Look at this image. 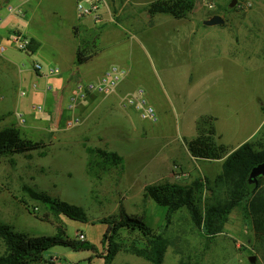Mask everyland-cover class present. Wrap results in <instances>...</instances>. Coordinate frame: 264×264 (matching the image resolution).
Segmentation results:
<instances>
[{"label": "rangeland", "instance_id": "rangeland-1", "mask_svg": "<svg viewBox=\"0 0 264 264\" xmlns=\"http://www.w3.org/2000/svg\"><path fill=\"white\" fill-rule=\"evenodd\" d=\"M20 1L0 0V45L5 50L0 59V130L13 127L22 139L42 147L0 158V225L31 237H55L61 230L68 240L95 247V251H74L56 246L43 254L39 264H105L100 257L105 253L101 242L107 225L101 222L118 215L121 204L128 215L142 216L154 234L168 240L162 264H264V230L255 231L252 218L245 216L241 208L234 209L223 232L208 241L193 227L185 210L168 215L165 208L143 196L146 185L167 182L161 178L167 167L156 166V161L170 151L193 170L186 166L175 169L174 174L185 175L181 180L174 178L177 184L188 185L196 178H210L220 172L219 164L195 161L186 153V143L195 137L201 118L211 120L219 144L229 151L254 138L249 135L257 121L256 110L259 105L264 109V0H234L232 8L229 5L233 0H196L186 19L158 16L162 27L150 28L159 36L153 42L140 38L122 22L119 27L111 24L104 34L99 60L109 64L114 55L122 58L129 52L139 58L131 64L128 78L161 105L157 126L140 120L133 111L119 109L116 97L111 95L102 105L89 107L88 115L82 116L74 128L66 129L62 118L57 139L30 127L38 120L37 124L55 132L44 114L48 109L41 91L51 87L53 93L61 88L57 82L64 78L60 76L61 64L69 61L75 44L72 36L68 37L74 35L66 17L71 6L69 0H33L36 11L28 13L30 23L26 24L5 11L7 3L15 8ZM216 15L224 24L206 27L204 22ZM243 18L256 23L236 25ZM151 24L152 19L145 26ZM15 25L40 43L35 54L17 49L11 34ZM94 26L100 28V24ZM178 27L181 32H175ZM121 28L128 32L123 43L115 40ZM96 35L97 31H80L76 44L90 47ZM6 58L15 63V68L3 62ZM38 63L45 76L53 68H58L60 74L39 79L32 71ZM33 107H41L43 112L32 111ZM15 114L21 115L24 123L16 122ZM257 140L264 147V136ZM88 148L115 152L122 164L98 179L87 167ZM24 186L82 208L86 222L54 215L30 200L22 191ZM261 188L264 190V185ZM209 197V192H204L203 202ZM80 234L85 241H80ZM119 237L125 246L145 244L136 231L122 230ZM3 253L0 241V255ZM131 258L149 264L126 251L117 253L111 264H129Z\"/></svg>", "mask_w": 264, "mask_h": 264}, {"label": "trees", "instance_id": "trees-1", "mask_svg": "<svg viewBox=\"0 0 264 264\" xmlns=\"http://www.w3.org/2000/svg\"><path fill=\"white\" fill-rule=\"evenodd\" d=\"M196 0H156L147 7L150 17L156 15L170 16L174 19H186L193 11ZM77 28H73L76 35ZM97 35L90 47L97 48ZM39 44L29 41L26 53L33 55ZM91 49V50H92ZM88 46L78 45L76 65H80L89 54ZM208 125V126H207ZM207 126V127H206ZM197 136L186 143L189 155L199 161H215L224 159L220 173L211 181L196 178L188 185L162 182L144 188V199L152 201L157 207L165 208L168 215L185 210L193 227L208 241H212L224 230L231 212L241 208L245 216L251 217L254 229L262 233L264 230V177L258 179L257 187L248 183L251 169L264 161V147L255 139L246 142L233 152L219 144L215 129L208 118H201L196 125ZM264 136V129L261 132ZM259 135V136H260ZM42 147L37 142L22 139L13 127L0 130V158L15 154H26ZM89 155L88 170L97 178L109 174L112 169L122 164V158L115 152L100 148L86 149ZM22 191L28 198L38 202L54 215H63L71 220L86 222L82 208L70 203L51 198L45 193L34 191L24 186ZM209 192L210 197L203 202V193ZM107 225L101 244L105 253L101 259L111 264L117 253H127L145 260L150 264H162L167 250L168 240L163 235H156L145 223L142 216L128 215L123 206L119 205L118 215L101 222ZM136 231L145 244L134 242L125 246L120 241V231ZM0 241L4 253L0 255V264H39L43 254L56 246L71 248L74 251L92 250L95 247L84 242L75 243L58 231L55 237H31L14 232L10 227L0 225ZM179 264H187L180 261Z\"/></svg>", "mask_w": 264, "mask_h": 264}, {"label": "crops", "instance_id": "crops-1", "mask_svg": "<svg viewBox=\"0 0 264 264\" xmlns=\"http://www.w3.org/2000/svg\"><path fill=\"white\" fill-rule=\"evenodd\" d=\"M18 1H20V0H18ZM32 1L33 0H21L20 1L21 5L18 4V6L15 7L16 11H18L16 13H9L7 11V8L9 7V6H7L9 4L7 3L5 11L8 12L12 16H16L18 18L23 19L24 21L22 20V22L28 21L29 18L26 17V16H28V13L29 12L34 13V11H36V8L31 3ZM88 1H90V0H69V3H70L69 7L71 6V8H70L71 10L69 11V13H67L66 17L69 20V24H70L69 27H71L72 30H73V28H77V33H76V35H72V34L68 35V37L71 38V36H72L73 42H75V44H73V46H72L71 57H70L69 61H65V62L63 61L62 64L60 63L62 68H63L60 76H62L64 78H63V82H61L60 80H58L57 82L59 84L61 83V85H60L61 88L57 87L53 93L51 91L52 88L50 91H46V90L41 91L43 94V101L46 104L47 109H48L47 112H45L44 114L48 116V118L50 120L51 127L55 130V132H51L47 128L42 127V125L37 124L38 120H37V122L35 121L33 123V125L30 127L32 130H35V131L39 130V131L44 132V134H46V135L52 136L53 139L59 138L56 135V132L60 131L58 129V124L61 121V119L64 118L67 121L71 117V116L70 117L67 116V113H70L68 111V106H69L68 102H69L70 93H71V90L73 88V85H75L77 82H79V81H83V82L98 81L102 77V75L107 70H109L111 67L120 66L118 68H122L126 71V77L119 83L117 90H116V94L114 95L118 101L117 106L119 109H121L119 107V97L120 96L128 95V94H135V92L138 88H143L142 86L135 87L132 83V80H130L128 78V72L130 71L131 64H136V62L139 59V58L133 56L132 52H129L126 56H123L122 58L114 55L112 62H110L109 64L104 63V60H102V61L99 60L98 55H100V53H101V44H102V41L104 38V34L108 32V30H106V29H108L111 26V24H113L115 27H119V26H121V23H119V22H122L125 25H128L129 27H131L135 31L136 35H138L140 38L146 39L148 42H150V41L153 42L154 40H156V37H159V36L156 32L157 30L151 31L150 28L152 26H156V25L162 27L161 25H159L157 17L158 16H164V15H156V16L150 17L147 13V7L152 2L146 3L147 1H144V0H99L98 18L97 19H94L91 17L81 18L77 14L76 6H77V4H80V2H84L85 3L84 5H87ZM25 2H26V5H25V7H23V4ZM1 8H3V6H1L0 9ZM151 19H152V24L145 26L149 21H151ZM175 20H177V19H175ZM180 20H183V19H180ZM0 22H2V21H0ZM28 22L30 23V21H28ZM254 23H256V22H254V20H251L249 18H243V19H240V21H238L236 23V25L254 24ZM95 24H100V28H96L94 26ZM143 25L145 27H143ZM16 26L17 25H15V28H13V31L11 33L12 36H14V34H17V35H20L22 38L26 39L28 42L30 40L37 42L36 40L29 38L24 32H21L18 28H16ZM81 28H83V30L85 32L86 31L90 32L91 30L97 31V45H96L97 48H93L94 51H92L90 49V47H88V49L90 51L89 54L85 57L83 62L77 66L76 61H77L78 45L76 44V37L78 36L80 31H83ZM178 31L181 32L180 27L175 29V32H178ZM172 32H174V29L172 30ZM127 33L128 32L124 28H121L119 36L115 40H117V42H119V43H123L125 41L124 38L127 37L126 36ZM110 34H111V32H110ZM167 34H170V31H168ZM133 37L136 38V36H133ZM38 44H39V48H40V43H38ZM0 49H1L0 59H3L2 53L5 50L1 47V45H0ZM37 59L39 62L44 63L42 60H39V58H37ZM53 61H52V63H56V61H54V62ZM3 62H6V64L8 66L15 68L14 67L15 63L10 61L9 59L6 58L3 60ZM41 63H38V65ZM44 64H46V63H44ZM117 64H119V65L116 66ZM32 71L39 79H44V77H46V79L48 78V76L47 75L45 76L42 73V71L41 72H35L34 70H32ZM96 74H98V75H96ZM84 80H87V81H84ZM144 91H145V96L147 98V101L154 108V110L156 111V114L158 112H162L161 105L152 100V98L149 95L150 93H148L146 89H144ZM65 94H67V97ZM98 99H99L98 96L89 94L85 101H83L77 105V108H76L77 116L80 119H82V116L88 115L89 107H92L95 105H102L104 98L100 102ZM258 107H259L258 110H256L257 121H256L255 126L253 128V131H251V133L249 135V138L252 136H254V138L253 139L251 138L249 141H246V142H250V141L257 139L258 136L261 134V132L264 129V115H263V117H261V114L264 112L263 111L264 110L263 105H259ZM33 108H32V111H33ZM122 111H124V110H122ZM260 111H262V113ZM1 116H3V115H0V119H2ZM18 116H21V115L15 114V120H16V122L19 123ZM66 121H65V123H66ZM157 123H158V117H157V122L154 124H151V126H157ZM141 134H145L144 129H141ZM196 136H197V133H196L195 137ZM246 142H244V143H246ZM243 144H241V145H243ZM222 145H224V144H222ZM239 147H235V148L238 149ZM235 148L231 149L229 152L235 151L236 150ZM186 153L190 159L195 160L189 155V153L187 152V149H186ZM156 162H157L156 166H161L162 164H164L167 167L166 173L164 175H162L161 178H163V179L165 178L167 180V182H169V183H176V182H174V177H173V175H174L173 171H175V169H178V168L183 169L186 167H190L188 163H187V165H183L179 160H177V158L175 156V151H170L169 153H167L165 155V157L157 159ZM201 162L208 163V164H212V163L219 164L220 171H221L224 159L215 160V161H201ZM209 168H212L211 165H209ZM190 170L193 171L191 169V167H190ZM216 176L210 177V178L204 177V179L213 180ZM151 185H155V184H151ZM147 186H149V185H146L145 187H147ZM144 188H143V193H144ZM136 259H141V258L136 257ZM129 264H140V262L138 260H133L131 258Z\"/></svg>", "mask_w": 264, "mask_h": 264}, {"label": "built area", "instance_id": "built-area-1", "mask_svg": "<svg viewBox=\"0 0 264 264\" xmlns=\"http://www.w3.org/2000/svg\"><path fill=\"white\" fill-rule=\"evenodd\" d=\"M77 14L79 17H91L94 19L98 18L99 11V0H90L87 5L77 4L76 6ZM7 11L9 13H16L15 8L8 7ZM13 42L15 43L17 49L21 51H26L29 42L22 38L20 35L14 34ZM1 51V49H0ZM35 72H41L42 68L40 65L35 64L33 66ZM60 74L58 68L49 69L47 71V76H57ZM126 77V71L122 68L111 67L107 70L98 81H87L77 82L71 90L69 98L68 111L71 113V117L66 121L65 128L71 129L78 126L81 123L80 118L77 116L76 108L77 105L85 101L89 94L96 95L98 97L107 98L111 95L116 94L117 87L119 83ZM51 87H47L46 91H50ZM119 107L124 111L135 112L139 119L150 124L157 122V114L154 108L149 104L145 96V91L143 88H138L135 94H128L119 97ZM33 111L43 112L41 107H34ZM19 123H24L21 116H18ZM185 175L177 172L174 174L176 180H181ZM80 241H85V236L80 234L78 236Z\"/></svg>", "mask_w": 264, "mask_h": 264}, {"label": "water", "instance_id": "water-1", "mask_svg": "<svg viewBox=\"0 0 264 264\" xmlns=\"http://www.w3.org/2000/svg\"><path fill=\"white\" fill-rule=\"evenodd\" d=\"M229 6L231 8L234 7L235 1L233 0ZM222 24H224V20L218 15L213 16L212 18H210L204 22V25L207 27H212V26L222 25ZM263 177H264V161L259 163L256 166H254L251 169L250 174L248 176V183L254 185L256 188L257 183H258V179L263 178ZM249 261L251 263H254V258H250Z\"/></svg>", "mask_w": 264, "mask_h": 264}]
</instances>
